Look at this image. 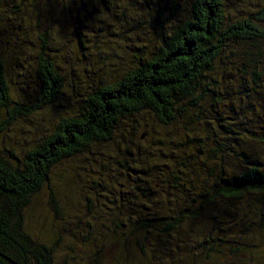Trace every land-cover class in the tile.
Instances as JSON below:
<instances>
[{
	"label": "trees",
	"instance_id": "16d2710c",
	"mask_svg": "<svg viewBox=\"0 0 264 264\" xmlns=\"http://www.w3.org/2000/svg\"><path fill=\"white\" fill-rule=\"evenodd\" d=\"M79 159L89 264H260L264 0H0V264L57 262L30 205Z\"/></svg>",
	"mask_w": 264,
	"mask_h": 264
},
{
	"label": "rangeland",
	"instance_id": "374dc122",
	"mask_svg": "<svg viewBox=\"0 0 264 264\" xmlns=\"http://www.w3.org/2000/svg\"><path fill=\"white\" fill-rule=\"evenodd\" d=\"M105 19H109V16L103 14L102 15ZM68 29V28H67ZM14 87V85H13ZM153 128L157 132L158 137H169V134L166 133L165 129L158 126L156 123H152ZM137 137L135 139L137 140ZM141 135L139 139L140 142H143L144 138ZM103 151V150H101ZM109 156L115 157V152L113 150L105 151ZM118 157H121L120 154L117 152ZM123 155V152L121 153ZM97 157V156H95ZM117 158V156H116ZM83 159L75 160L72 162L65 163L63 166H58L57 169L54 170V173L51 176V185L45 187L41 194L36 196L33 199V202L30 205L32 210L31 218L28 219L27 224L33 231V234L43 236L46 233L54 234L55 241H60L55 248L57 254V262L55 264H79L80 257H85V260L81 261V264H89L90 257L94 250L92 249H82L79 251V245H75V249L78 248V251L73 252V250L68 249V241H79L76 239L75 236L79 238V201L82 202L81 198L79 199L81 192L83 195L90 197L94 202L98 205L106 204V196L98 197L94 192L90 191V184L92 182H100L98 171L95 174L91 171L97 169L98 166L96 163H92V168L90 166H86V170H84V162ZM88 161V160H87ZM99 163L107 164L106 161L96 160ZM94 162V161H92ZM110 169L113 171L109 174L112 175L111 178L105 180L108 184V188L112 189L115 192L118 189L114 186V182L117 179L118 175L123 174V171L116 170V167L111 165ZM84 182L82 190L79 188L80 178ZM91 182V183H90ZM87 186V187H86ZM53 193L55 197V201L52 204L50 199L51 194ZM112 195L108 194L109 200L111 199ZM50 204L58 206L56 209L59 211V214L56 215L54 210H51ZM81 204V203H80ZM51 205V206H52ZM33 206V207H31ZM54 206V207H56ZM60 208V210H59ZM28 210V211H29ZM229 224V223H228ZM227 224V225H228ZM70 229V230H69ZM70 231L72 233H70ZM78 232V233H77ZM222 233V232H221ZM74 235V236H73ZM183 240V239H182ZM180 240V241H182ZM185 240V239H184ZM64 241V242H63ZM77 243V242H76ZM191 240L187 238L184 244L191 245ZM79 244V242H78ZM123 246L122 245H111L108 249V252L111 254L112 259L109 261V264H120L122 261L117 255L120 253V250ZM58 252V253H57ZM262 258V260H261ZM67 261V262H66ZM260 264H264V246L260 250ZM185 264V263H181ZM255 264V262H254Z\"/></svg>",
	"mask_w": 264,
	"mask_h": 264
}]
</instances>
